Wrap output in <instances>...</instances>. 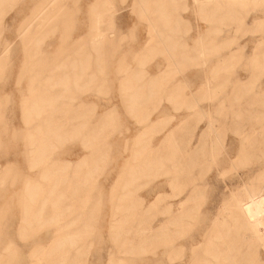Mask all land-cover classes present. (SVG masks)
Wrapping results in <instances>:
<instances>
[{
	"label": "rangeland",
	"instance_id": "1",
	"mask_svg": "<svg viewBox=\"0 0 264 264\" xmlns=\"http://www.w3.org/2000/svg\"><path fill=\"white\" fill-rule=\"evenodd\" d=\"M59 1L55 8L62 9L61 13L51 24V26H58L57 29L55 32L46 29L47 31L44 30V34H40L41 37L37 36V39L34 31L26 35L24 31L30 20V23L36 20L34 15L39 12L36 10H42L45 6L43 3L49 4L52 0L50 2L48 0H9L1 7L3 15H0V56L6 47V40L10 43V48L0 60V250L6 246H11L13 249L16 247L17 250L16 255L13 251L10 253L4 264H32L37 259L41 264H46L42 248L48 247L57 235L54 226H44L39 220L27 226L21 225L24 189L29 179L41 180V161L36 151L32 149H36L39 144L28 143V133L32 127L26 123L24 99L31 95L33 89L43 87V81L49 73L51 74V71L53 72L52 69L60 76H63L61 72L70 70L69 67L72 66L68 67L66 63L69 58H74L76 62L80 60L81 68H84L83 61L87 62L86 66H89V53H91L90 58L92 56L89 71L93 73V76L90 77L88 70L84 74L83 70L81 72L73 66L70 70L71 74L75 73L76 69L78 73L81 72L80 76L71 81L75 83L74 89L71 87L73 92L70 90L64 96L71 93L70 95L61 96L59 103L61 116L63 114L61 109L64 106L61 104H64L65 100L72 110L79 111L78 114L81 115L78 119L71 120V124L75 125L69 126L70 131H67L61 140L49 144L48 153H50V159L71 161L73 170L76 164L92 151L86 147L88 138L91 136L93 139L96 136L98 140L93 143H100L97 144L101 147L102 154L96 157L94 174L91 178H87L84 185L88 186V189L92 185L93 200H97L101 195L102 203L97 206L92 225L87 230L86 234L89 236L85 234L86 237L79 244L80 247L77 246V251L81 253L77 254L75 251L77 248H74L75 252L72 250L71 254L57 257L65 259V262H53V264H111L115 260L118 262L123 260L120 262L123 264L125 262L126 264H197L196 260L201 257L202 263L205 259L217 261L212 255L207 256L203 252L208 242L205 240V233L208 232L212 222L215 226L223 221H226L234 242L224 247L232 250L233 257L240 260L237 263L250 264L254 259H258L264 264V246L259 241L253 243L249 233H247V239L244 238L245 230L236 228L239 223H235L232 209H227L233 196L251 184H257L260 181L259 176L264 172V43L259 46L260 41L264 39V0L247 6L245 9L247 11L232 10L229 14L216 16L201 13L199 6L193 0H175L169 1L170 3L160 0L146 1V3L143 2V8L142 2L138 4L137 0H105L101 4L103 7L99 6L100 10H97L99 12L96 11L98 18L100 14L107 15L104 17L102 26L108 31L109 39L107 38L104 42L102 51L91 47L93 37L88 38L92 25L90 15L94 14L91 6H94L97 0ZM146 11L151 12L146 14ZM160 13L162 16L170 14L172 19H167L170 22L158 21L157 18L162 17ZM63 22L65 25H62ZM170 23L173 28L167 33L168 41L172 47L174 46L173 50L178 49L175 50L177 55L164 51L166 47V50H170L169 46L165 47L162 43L160 44L163 46L162 49L159 44H156L157 48L153 43L154 36L158 35L156 32L163 35V32L171 27ZM111 29H114L113 33H109L112 32ZM199 37L204 41V44L203 41L200 42L201 46L196 44ZM28 41L32 44L26 43ZM85 43V47L81 48V45ZM199 48H205L203 55L198 54ZM170 56L173 59H170ZM226 56L228 57L225 58ZM31 61L33 65H29ZM215 67L217 73L214 74ZM136 69L138 71H135ZM133 72L135 75L131 78ZM57 78L59 80V77ZM56 79L55 85L48 86L46 93L62 89V85ZM132 79H136L134 80L136 84ZM33 80L34 86H31ZM122 80L124 83L121 82ZM206 86L215 89L214 91L211 89L210 93H204ZM131 90L144 91L145 105L143 104L142 107L144 111L141 109L143 116L138 115L141 111L133 113L127 108L125 92ZM170 90L172 93L169 94ZM111 111L115 113L112 124L98 128L97 123ZM198 114H202L201 120L197 119ZM146 116L150 119L149 122L160 119L166 122L162 124L163 126H159L160 128L152 129L145 138L148 142L138 146L148 144L159 146L163 143L166 133L168 135L169 131L177 132L179 140L174 146L179 149L178 152H183L179 159L175 158V160L176 162L181 160L182 164H192L184 166L185 172L183 170L182 178L185 177L183 175L187 177L184 181L182 180V183L193 180L188 183L189 187H199L201 192L195 202L199 205L198 208L191 209L192 213L189 216L184 215L185 221L190 223V225L188 223L190 228L184 222L179 224L178 228L176 225H171V229L178 230L170 231V229L164 232V234L167 233V237L163 235L164 237L159 238L160 241L157 240L159 242L153 243L155 245L148 242L145 247H139L137 243H133L128 247L122 244L124 236L110 228L113 220L111 211L114 210L112 204L119 200L117 194L120 196L129 193L132 196L134 193L133 199L137 201L141 198L146 204H150L161 193L159 205L150 212L153 219L150 217L149 222L154 226L161 224L168 216H175L178 201L189 194L186 191L181 197L175 198L179 189H175L171 183L173 173L168 172L169 168L173 169L171 161L169 164L166 163L168 165L165 164L159 172L152 173L154 179L151 174L135 176L129 189L121 188L124 173L128 168L127 164L134 157L136 138L147 125V122H143ZM182 119L186 123L177 129ZM211 120L215 124L216 136L211 134L210 141L205 143L210 150L196 151L194 149L196 146L204 145L207 133L204 129ZM80 132L81 135L84 134L82 137ZM255 135L256 138H254ZM100 139L102 140L99 141ZM191 150L196 151L197 154L192 156L191 154L194 153ZM175 160L172 161L175 162ZM85 193L82 192V194ZM167 209H170V214L166 212ZM91 229L93 233L90 232ZM170 236L173 239L175 236L174 242L173 240L169 242L172 239ZM234 239L238 240L237 248ZM167 242L169 245L166 244ZM217 243L223 244L221 239ZM118 245H122L121 251ZM148 246L150 249L146 251ZM195 250L201 251L200 254L198 255ZM211 264H217V262Z\"/></svg>",
	"mask_w": 264,
	"mask_h": 264
},
{
	"label": "bare ground",
	"instance_id": "2",
	"mask_svg": "<svg viewBox=\"0 0 264 264\" xmlns=\"http://www.w3.org/2000/svg\"><path fill=\"white\" fill-rule=\"evenodd\" d=\"M8 1L9 0H0V15H3L1 7L3 5H5L4 3L8 2ZM48 1L50 2V0H48ZM58 1L59 0H52V2L49 4L43 3V5L45 4L44 8L42 10H40V9L36 10V12L39 11L35 15L33 14L35 16L36 20L33 21V18H31L33 22L30 23L31 20L29 21L28 26H27L26 30L24 31V34L26 35L29 32L34 31V34H35L36 39H37V36L41 37L40 34H42V33L44 34V30H46V29L47 30L51 29L52 31L55 32V30L57 29L58 26L57 27L51 26V24L55 20H57L56 18L58 15H60L61 10H62V9L56 10V8H55L57 3L60 2V1L59 2ZM137 1H139L138 4L139 3L141 4V2L143 4V2H145V3H146V1H152L153 2L154 0H137ZM160 1L161 2L162 1H166V2L168 1L169 2V1H175V0H160ZM193 1L195 4H197L199 6V8H200L199 11L201 13H204L208 16H213V15L216 16V15H222V14H229L232 10L236 11V12L237 11L243 12L245 9H247V6L253 5L256 3L258 4V2L262 1V0H193ZM104 2H105V0L95 1L94 6H91L92 12L94 14L89 13V14H91L90 16H92L91 17V24L92 25L90 27L91 29H90V32L88 34V38L93 37V39H91L92 40L91 47H93L94 49H96L98 51L103 50L102 49L104 46L103 44L108 38V35H107L108 31H106L105 27H104L105 29H103V26H102V23H104V21H105L104 17H106L107 15L101 16V14H100L99 18L96 15V13L99 12L97 10H100L99 6L101 4H103ZM156 2H157V0H156ZM158 5H162V4H158ZM198 6H197V8H198ZM101 7H103V6L101 5ZM141 7L143 8L144 4ZM150 8L151 7L149 6V9ZM156 8H157V6H156ZM168 8H170V4H169ZM147 9H148V6H147ZM152 9L154 11V7ZM144 10H145V8H144ZM158 10L160 11V9H158ZM170 11H171V9H170ZM245 11H247V10H245ZM150 12L146 11V14L150 13ZM153 13H155V11L152 12V14ZM157 13H159V12L157 11ZM105 14H107V13H105ZM143 14H144V12H143ZM166 14H168V12H166ZM160 15H161V13H160ZM144 17H146L145 14H144ZM154 19H155V16H154ZM157 19H158V21L167 22V21H169L167 19H172V18L170 17V14H169V15H164V16L157 18ZM214 19H215V17H214ZM63 24H64V22L62 23V25ZM159 25H161V24H159ZM164 25H165V23H164ZM166 25H167V23H166ZM170 25H171V27H168L169 30L166 29L167 27L165 26L166 31L163 32V35H159V32H156V33H158V35L154 36V38H153V43H155V45L153 43L152 44L154 46H156V44H159V47H160L161 46L160 44L163 43L164 44L163 46H165V47L169 46L170 47V50L169 49L166 50L167 47L164 48L165 49L164 51L166 53L168 52L171 55L174 53L175 55H177L175 53V50L177 48L175 50H173L174 46L172 47L171 46L172 44L169 43V41H168L169 34H167V33L170 32L173 28L171 23H170ZM162 26H161V28H162ZM111 27H113V25H111ZM156 28H154V29H156ZM175 28H177V27H175ZM51 30H49V31H51ZM111 31L112 32H109V33H113L114 29L113 30L111 29ZM152 33H154V31ZM156 33H154V35ZM170 35H172V34H170ZM24 36H22V37H24ZM35 36H33V37H35ZM27 39H28V37H27ZM81 39H82V37H81ZM81 39H79V40L82 41ZM199 39L196 42V44L200 45V42L203 40H201V38H199ZM262 40L263 41H260L259 46L262 43H264V39H262ZM80 41H79V44H80ZM111 41H113V40H111ZM26 43H31V42L28 41ZM86 43L84 45L82 44L81 48L82 47L84 48ZM203 44H204V41H203ZM27 45H29V44H27ZM5 46L6 47L0 56V60H1V58L3 59L5 54L9 51L10 43L7 40L5 41ZM163 46H161L162 49H163ZM225 48H223V49H225ZM203 49H205V48H203ZM79 50H80V48H79ZM103 54H104V51H103ZM203 54L204 53H202V55ZM90 55H91V53H89V59H88L89 66H86L87 62L85 63V61L82 60L84 62L83 63L81 61L84 68L80 67V60L76 62L74 58L73 59L69 58V60H68L69 62L67 61L66 63H68V67L69 66H72V67L75 66L74 68L77 67L76 69H79L81 72L83 70L84 74H86L87 70L89 71L91 69L90 60H91L92 56L90 58ZM100 57L103 58L102 56H100ZM171 58L172 57L170 56V59ZM95 59H97V57ZM170 59H169V61H171ZM173 61L176 62L175 60H173ZM179 62H181V61H179ZM60 63H58V64H60ZM170 64H172V63H170ZM29 65H33V62L31 61L29 63ZM219 66H217V67H219ZM30 67L32 68V66H30ZM72 67H69L70 70L72 69ZM69 68H66V69L68 70ZM76 69H75V73H72V74H71L70 70L65 71V72L63 71L64 73H62L61 71H58V72H61V75L63 74V76L56 74L57 72L54 73V69H52L53 72L51 71V74L49 73V75L45 78V81H43V83H44V85H42L43 87H41L40 89H37V88L33 89V92L31 93V95L27 96L24 99V103H23L24 109L26 111V115H25L26 116V123L32 127V129L28 133V138H27L28 143H30L31 145H36V143L39 144V146H37L36 149H34V148H32V149L36 151V153L38 154L40 161H41V163H40V165H41V174H40L41 180H37V179H29L28 180V184L26 185V187L24 189V194L22 196V198H23L22 209L23 210H21V211L23 212V214H22L21 225H22V227L27 226L31 222H33L35 220H39V221L43 222L44 226H49V227L54 226L56 228L57 235L52 239V242L49 244L48 247L42 248V255L44 256V262L46 264H53V262H56V263L65 262V259L57 258V257L59 255L62 256L65 254H71L70 252L72 250L74 251V248H77V246L83 242L84 237L89 236L86 234L87 230L92 225L93 217H94L96 208H98L97 206L100 203H102L100 200L101 195L99 196V198H97V200L96 199L93 200L94 196L91 193L93 186L92 185L89 186L91 189L90 188L88 189V186L84 185V183L87 181V178H91L92 175L94 174V171H95V164L94 163L96 161V157L101 153V147L98 145L100 143H98V142H96V144L93 143L96 140H98L96 136H94L93 139L91 136L88 138V140H87L88 144H86V147L92 149V151L89 154H87V156L84 157L79 163H77L76 164L77 166L73 170L71 169V165H72L71 161H69V160L61 161V160H56L53 158L50 159L49 158L50 153H48L49 144H52L55 141L61 140V138L67 133V131H70L69 126L74 124V123L71 124V120L78 119V117H80V115H81V114H78L79 111L77 112L76 110H72V107H70L67 103H65L66 100H65V102L63 100L64 104H61V106L64 105L63 108L61 109L62 113H63L62 116L59 114V112H60V108H59L60 104L59 103H60L61 96H64V95H66V93L70 92V90L72 89L71 87H73L74 86L73 84H75L71 81L73 79H78V77L80 76L79 74L81 72L78 73L79 71L77 70L78 71L77 72ZM135 71H138V70L136 69ZM160 73H162V72H160ZM88 74L90 75V77L93 76V73H91V72ZM99 75L100 74H98V76ZM128 75H129V73H128ZM132 75H135L134 72H133V74H131V78H133ZM155 76H153L154 79H155ZM57 77H59V80ZM161 77H163V76H161ZM161 77H160V79H161ZM124 78H126V77H124ZM131 78H129V79H131ZM150 78H152V77H150ZM55 79L58 80V83L62 85V87H61V85L59 86L62 89L58 90L56 92L55 91L54 92L49 91L50 93H46L45 90L49 89L48 86L51 87V86L55 85ZM163 79H164V77H163ZM134 80H136V79H134ZM157 80H154V81L157 82ZM164 81H165V79H164ZM121 82L124 83L123 80ZM94 83H96V82H94ZM133 83L136 84V81H134ZM138 84H140V83H138ZM31 86H34V80H33V84L31 82ZM161 86L162 87L164 86L163 83ZM74 87H73V89H74ZM146 87H147V85H146ZM171 90H173V89H171ZM171 90L169 91V94H170ZM159 91L161 92V90H159ZM143 92L144 91L139 92V91L131 90L129 92H125L126 98H124L126 103H127L128 110H130L133 113H137V112L141 111V114H138L141 116H143L141 109H143V111H144V108H142L143 104H144L143 103V97H144ZM173 92H174V90H173ZM55 93H57V95ZM177 93H179V92H177ZM70 94H68V95H70ZM153 94H155V93H153ZM67 96H64V97H67ZM146 97H147V95H146ZM146 111L147 110L145 108V113H146ZM112 112H114V111L109 112L104 118L101 117L102 119L97 123L98 128L102 127V126H106V125L109 126V124H112L113 117L115 116L114 115L115 113H112ZM143 119H144L143 122H147L146 123L147 125L144 128L143 132H141L139 134V136L136 138V142H135V146H134V157L131 160V162H129V164H127L128 168H126V172L124 173V181H122L123 185L121 184L122 185L121 188H123L124 190L129 189L130 183L133 181V178L135 176L151 174V177H152V173L155 174V173L159 172L164 167V165L166 163L169 164V162L171 161L170 163H171V166H173V169H170V168L168 169V172L171 171L173 173V179L171 180V183L175 189H177V188L179 189L178 193L177 194L175 193L176 194L175 198L181 197L182 194L186 191H188L189 194L187 197L181 198L178 201V203H177V206H178L177 207V214L175 216H168V218L166 220L162 221L161 224H158L157 226L152 225L151 222H149V220L151 217L150 212H152L151 209L157 208V206L160 203V199H161V195H162L161 193H160L161 195L158 194L157 197H155V200L152 201L150 204H146L144 199H141V198H140L141 200L137 199V201L135 199H133L132 196L134 195V193L132 194V196L129 193H125V194H122L120 196L117 194V197L119 198V200L114 201L113 202L114 204H112V206H114L113 207L114 210L112 209L113 211H111L113 214L112 215L113 220L111 222L110 228L112 231H114L118 234H122L124 236L123 237L124 240H123L122 244H123V246H128V247H129V245H132L133 243H137L136 245H138L139 247H141V246L145 247V245L148 242H152V244L159 242L160 241L159 238L161 239V237L163 235H165V237H167V233L164 234V232H168V230L171 229L170 228L171 225H176V227H177V226H180L179 224L184 222V224L187 223V226H188L189 222L185 221L184 215L186 214L187 216H189L192 213L191 209L195 210L196 208H198L199 205L195 204V202L197 201V198L199 197L200 192H201L199 187H194V186L192 188L189 187L188 183H191L193 180H191V182L185 181L184 183H182V180L184 181V178L187 177L186 175H183L185 177L182 178V173H183V170L185 169L184 166L185 165L191 166L192 164H189V163L182 164L181 160L179 162H178V160H177V162L175 160V158H178L179 156H181L182 155L181 152H183V151L178 152L179 149L176 146H174V144L177 143V141L179 140L178 136H177L178 135L177 132L169 131L170 133L168 132L169 133L168 135L166 133L167 136L165 135L164 141L162 140L163 143L159 146H150V144H148L146 146H141V145L138 146V144L148 142V141H145V138H146V135H148L152 131V129H155L156 127H159V126L161 127V125L165 124V122H166L165 120H162V119H160L158 121H154V122L153 121L149 122L150 119H148V116H146ZM84 123H86V122H84ZM183 123H186V122H185V120L182 119L181 122L179 123V125H177L178 126L177 129H179V126H181ZM92 125H93V123H92ZM214 125L215 124H213L212 120H211V122H209V126L207 127L208 130L206 133L204 145L202 147L196 146V148H194L196 151L197 150H201V151L210 150L209 147H207L205 145V143L210 141L209 140L210 135L215 133L214 132L215 131ZM87 126H89V125H87ZM94 127H96V126H94ZM72 128H73V126H72ZM91 128H93V127H91ZM164 128L165 127H163V129ZM182 128H183V126H182ZM79 129H81V128H79ZM87 129H88V127H87ZM104 129H105V127H104ZM80 131H82V130H80ZM96 132H97V130H96ZM77 134L78 133H76V135ZM100 134H102V133H100ZM80 135H81V132H80ZM83 135H81L80 137H82ZM85 135H86V133H85ZM254 138H256V135ZM104 139L105 138H103V140ZM81 140H83V139L81 138ZM101 140L102 139H100L99 141H101ZM214 140H216V139H214ZM105 141H104V143H105ZM211 142H212V140H211ZM244 148L247 149V147H245V146H244ZM194 149H192V150H194ZM243 149H242V151L244 152L245 149L244 150ZM196 151L195 152L192 151L194 154H191V155L193 156V155L197 154ZM192 152H190V153H192ZM245 153H247V152H245ZM240 155H241V153H240ZM173 159L175 160V162L172 161ZM187 159H186V161H187ZM168 164H166V165H168ZM6 170H8V169H6ZM187 171H189V169ZM184 172H185V170H184ZM187 173H189V172H187ZM259 177H260V181L257 184H251L248 188H244L243 191H238L233 196V198L230 201L227 209H232L234 221H235V223H239V226H236V228L237 229L243 228V230H245L244 231L245 232L244 238L246 237V239H247V236H248L247 233H249V238H251V240L254 241L253 243H255V241L258 243V241H259L264 246V172ZM152 178H150V179H152ZM145 179H147V177H145ZM185 180H187V179H185ZM146 181H148V179ZM136 182H138V181H136ZM85 191H87L88 193L87 192L85 193ZM82 192L85 194H82ZM100 209H101V207H100ZM170 209L172 210V208H170ZM170 209H167V211H166L168 214L171 213ZM183 209H184V212L182 213ZM100 212L101 211L99 210V213ZM99 213H97V214L99 215ZM98 215H96V216H98ZM151 219H153V218L151 217ZM189 225H190V223H189ZM188 227L190 228V226H188ZM173 228H175V226ZM182 228H185V227H182ZM172 230L173 229H171L170 231H172ZM176 230H178V229H176ZM207 231H206L207 233H205L206 234L205 240H207L208 242L206 243L207 246L203 252L207 256L212 255L213 259H215L217 261H211V259H205L204 263H202V262H200V260H202V257H201V258H198V260H196L197 261L196 263L197 264H211L212 262H217V264H238L237 262H239L240 260L238 261V260H236V258L233 257L232 250L230 248L226 249L224 247L226 244L233 242L232 241L233 237L231 235L230 229L228 228V226L226 224V221L221 222V224H216L215 226H214V223L212 222L211 227ZM90 232L93 233L92 229ZM85 234H86V236H85ZM90 236H92V235H90ZM116 236H117V234H116ZM88 238L89 237H87V239ZM216 238H218V239L215 240ZM175 239L176 238L174 236V239L173 238L170 239L169 242L171 240H173V242H174ZM220 239L223 242L222 245H218V243H217L218 241H220ZM157 240H159V241H157ZM234 241H235V239H234ZM236 241H238V240H236ZM236 241H235V243H236L235 245L237 248V242ZM240 242H239V245H240ZM118 244H120V243H118ZM166 244L169 245L168 242ZM170 244H172V243H170ZM85 245H86V243H85ZM153 245H155V244H153ZM121 246H119V247H121ZM78 247H80V245ZM181 248H182V246H181ZM12 249L13 248L11 246H9V247L6 246L2 250H0V264H4L7 262V258L12 251H13V253H15V251L17 252L16 247H14L13 250ZM148 249H150L149 246L147 247L146 251ZM77 250H78V248L75 250L77 254L81 253V252H78ZM121 250H122V247H121L120 251ZM83 251H84V246H83L82 252ZM146 251H144V252H146ZM153 252H155V251H153ZM196 252L199 255L201 251L198 250ZM76 253H74V255ZM16 254L17 253H15V255ZM241 255H242V253H241ZM194 256H195V254H194ZM195 259H197V258L195 257ZM115 261H117V260H115ZM121 261H123V260H121ZM121 261H119V262L117 261V263L115 262V264H123V263H120ZM114 262L111 264H114ZM251 263L252 264H263L258 259H254V261ZM32 264H41V263H40V260L37 259L34 262H32ZM125 264H126V262H125Z\"/></svg>",
	"mask_w": 264,
	"mask_h": 264
},
{
	"label": "crops",
	"instance_id": "3",
	"mask_svg": "<svg viewBox=\"0 0 264 264\" xmlns=\"http://www.w3.org/2000/svg\"><path fill=\"white\" fill-rule=\"evenodd\" d=\"M199 38H201V37H199ZM199 49H200V50H199ZM199 49H198V54H202V53H204V52H203V50H204L203 48H202V50H201V48H199ZM201 52H202V53H201ZM227 57H228V56H226L225 58H227ZM215 73H217V71H216V67H215V69H214V74H215ZM206 89H207L208 91H207ZM211 89H213V91H214L215 88H214V87L211 88V87H209V86H206V87L204 88V93H205V90H206L207 93H210V92H211ZM201 115H202V114H198V115H197V119H198V120H199V119L201 120ZM203 117H204V114H203ZM203 120H204V119H203ZM199 123H200V121L198 122V124H199ZM208 126H209V124H207V127H208ZM207 127L204 129V131H207V129H208ZM215 133H216V132H215Z\"/></svg>",
	"mask_w": 264,
	"mask_h": 264
}]
</instances>
